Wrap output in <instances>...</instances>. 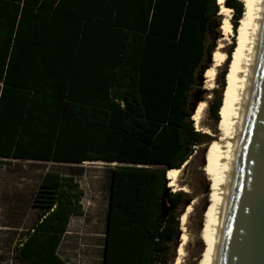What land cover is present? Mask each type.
Wrapping results in <instances>:
<instances>
[{"label": "trees", "instance_id": "obj_1", "mask_svg": "<svg viewBox=\"0 0 264 264\" xmlns=\"http://www.w3.org/2000/svg\"><path fill=\"white\" fill-rule=\"evenodd\" d=\"M217 2L0 0V164L119 163L111 170L102 264L178 262L191 197L172 190L168 173L219 141L196 128L201 101L191 102L199 72L211 67L204 61L214 52L208 38ZM225 4L239 37L213 91L217 133L226 126L224 91L229 98L247 24V1ZM84 194L74 175L48 170L32 202L41 212L18 259L70 264L60 247L72 217L84 213Z\"/></svg>", "mask_w": 264, "mask_h": 264}, {"label": "rangeland", "instance_id": "obj_2", "mask_svg": "<svg viewBox=\"0 0 264 264\" xmlns=\"http://www.w3.org/2000/svg\"><path fill=\"white\" fill-rule=\"evenodd\" d=\"M245 1L248 2V13L251 0ZM224 5H226L225 2ZM220 8L221 6L219 5V12L217 14L219 17L218 22L214 31L209 35L208 45L214 52L220 48L221 51L227 54L234 39L239 36L234 30V34L226 39L228 36L224 35L221 29L224 16L220 13ZM247 13V24L244 30L245 38L241 45V51L238 54L229 98L228 92L226 96L225 125L227 122V114L232 108L233 93L238 82L237 74L241 68L240 57L242 49L244 48L243 45L248 40L247 28L249 26V19L247 18ZM232 18L233 13L231 21ZM213 62V54L208 55L206 56L204 65L212 66ZM224 64L225 62L217 67V76L214 80L213 88L207 82L206 72H199L195 88L191 95V102L195 107L200 101H206L207 103L201 123L197 125L195 121L196 128L202 132L209 133L216 139H219V141L221 140V134L225 126L224 124H221V126L217 125L218 133L213 129L215 121L211 113L210 105L216 97V94L213 92L214 89L221 88L217 77L220 69L224 67ZM1 86L2 82L0 80V89ZM219 141L211 143L206 151L207 153H199L188 162L183 167L178 181L174 186H171L173 191L185 189L184 191L188 192L191 197L190 204L193 206L185 224V231L182 229L183 215L181 217L180 229L182 237L180 236L179 238L178 247L180 245V239L181 241L182 238L184 240L183 232H186L189 236L188 243L186 244V254L182 264H203L205 252H207L209 247V225L214 207L211 208V213L208 210L211 204L214 206L216 203L215 190L218 180L216 175L210 173V168L213 166L216 144ZM1 159L4 158H0V161H2ZM5 160L8 162L0 164V264H25L17 257V246L26 236L27 231L32 227L41 212L33 206L32 202L40 181L48 170H56L65 175H74L85 192L82 200L84 213L72 217L68 232L65 234L61 246V255L70 264H102L111 170L116 165H119V163L97 161L79 164L21 158H5ZM208 220L207 226L204 227ZM205 241L207 247L204 252ZM181 246L179 248L180 254ZM177 256L178 248L176 249V258Z\"/></svg>", "mask_w": 264, "mask_h": 264}, {"label": "water", "instance_id": "obj_3", "mask_svg": "<svg viewBox=\"0 0 264 264\" xmlns=\"http://www.w3.org/2000/svg\"><path fill=\"white\" fill-rule=\"evenodd\" d=\"M256 65L216 264H264V29Z\"/></svg>", "mask_w": 264, "mask_h": 264}, {"label": "bare ground", "instance_id": "obj_4", "mask_svg": "<svg viewBox=\"0 0 264 264\" xmlns=\"http://www.w3.org/2000/svg\"><path fill=\"white\" fill-rule=\"evenodd\" d=\"M224 2L225 0H218V4L221 6L220 13L224 16L221 28L224 35L228 36L226 39H228L234 34L233 23L231 21L233 9L227 5H224ZM247 18L249 19V26L247 28L248 40L245 41L243 45L244 48L242 49V54L240 57L241 68L237 74L238 82L233 93L232 108L227 114V124L223 128L221 140L216 144V153L213 157V166L210 168V173L216 175L218 180L215 190L216 203L214 206L211 204V208H214L211 213V222L209 225V247L207 252H205L203 264H216L219 254V245L224 226L223 214L226 208L227 199L230 194L231 181L235 172L239 143L241 141L243 131V118L246 114L248 96L250 95L253 77L257 68L256 62L259 43L264 29V0H251ZM213 57V65L208 69L206 74L207 82H209L208 84L211 88H213L215 83L214 80L217 76V67L221 66L225 62L227 54L221 51L219 48L213 53ZM228 76L229 73L227 75V83ZM226 93L227 89L225 90V94ZM224 102L225 96L223 103ZM206 105V101H201L197 107L196 113L193 116V119L196 121L197 125L200 124L203 119V112ZM187 163L188 162H186L183 167H185ZM182 171L183 168H173L169 171L168 176L170 178V186H174V184L178 181ZM192 208L193 206L190 205L183 214L182 229L184 231L188 215ZM183 237L184 240L181 246V254L177 264H182L186 254V244L188 243L189 236L186 232H183Z\"/></svg>", "mask_w": 264, "mask_h": 264}, {"label": "crops", "instance_id": "obj_5", "mask_svg": "<svg viewBox=\"0 0 264 264\" xmlns=\"http://www.w3.org/2000/svg\"><path fill=\"white\" fill-rule=\"evenodd\" d=\"M62 246V245H61ZM60 250H61V247H60Z\"/></svg>", "mask_w": 264, "mask_h": 264}]
</instances>
